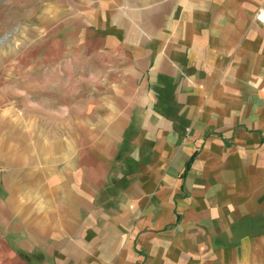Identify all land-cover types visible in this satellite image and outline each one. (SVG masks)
Returning a JSON list of instances; mask_svg holds the SVG:
<instances>
[{
    "label": "crops",
    "instance_id": "obj_1",
    "mask_svg": "<svg viewBox=\"0 0 264 264\" xmlns=\"http://www.w3.org/2000/svg\"><path fill=\"white\" fill-rule=\"evenodd\" d=\"M153 2L11 74L0 264H264V0Z\"/></svg>",
    "mask_w": 264,
    "mask_h": 264
},
{
    "label": "rangeland",
    "instance_id": "obj_2",
    "mask_svg": "<svg viewBox=\"0 0 264 264\" xmlns=\"http://www.w3.org/2000/svg\"><path fill=\"white\" fill-rule=\"evenodd\" d=\"M153 1L0 0V95L18 87L11 77L13 72L19 74L23 81L20 83L27 87V64L43 60L45 52L48 61H68L67 55L62 56L67 50L66 39L82 31L78 13L83 5L102 2L117 12L136 16L152 7Z\"/></svg>",
    "mask_w": 264,
    "mask_h": 264
},
{
    "label": "built area",
    "instance_id": "obj_3",
    "mask_svg": "<svg viewBox=\"0 0 264 264\" xmlns=\"http://www.w3.org/2000/svg\"><path fill=\"white\" fill-rule=\"evenodd\" d=\"M255 19L264 24V8H259L255 13Z\"/></svg>",
    "mask_w": 264,
    "mask_h": 264
}]
</instances>
